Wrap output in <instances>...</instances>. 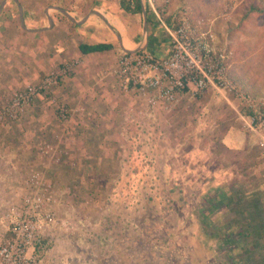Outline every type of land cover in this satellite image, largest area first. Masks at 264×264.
<instances>
[{
  "label": "rangeland",
  "instance_id": "1",
  "mask_svg": "<svg viewBox=\"0 0 264 264\" xmlns=\"http://www.w3.org/2000/svg\"><path fill=\"white\" fill-rule=\"evenodd\" d=\"M176 2L187 3L176 20L192 5L212 18L217 46L231 53L228 78L236 90L188 94L161 112L118 85L108 110L97 95H81L72 81L80 61L51 64L54 56L21 31L17 18L8 30L16 6L6 8L0 17V242L9 234L11 207L20 209L29 195L26 181L37 174L51 184L56 219L37 252L39 264L53 243L66 257L59 264H243L253 256L244 251L252 250L254 237L239 226L249 214L244 208L251 211L248 205L264 191V151L251 131L262 162L236 163L230 152L221 154L219 141L227 129L242 127L247 111L264 118V0ZM115 67L109 71L114 85ZM62 69L50 90L14 117L3 114L16 94ZM97 110L110 116L94 115ZM222 169L228 171L219 179ZM221 226L223 238L237 245L221 247Z\"/></svg>",
  "mask_w": 264,
  "mask_h": 264
},
{
  "label": "built area",
  "instance_id": "2",
  "mask_svg": "<svg viewBox=\"0 0 264 264\" xmlns=\"http://www.w3.org/2000/svg\"><path fill=\"white\" fill-rule=\"evenodd\" d=\"M139 1L142 8L147 5L157 17L167 38V53L157 56L143 46H139L135 51L122 52L113 71L120 88L134 91L154 112L174 107L181 97L188 94L202 95L210 89L219 92L236 90L228 78L231 53L226 47L217 46L212 22L207 21L208 24L203 19L195 23L189 22L184 12L182 18L176 20L174 17L168 23L161 19L154 0ZM64 73L63 69L61 72H51L39 84L28 86L16 94L3 114L14 117L19 109L29 106L41 92L50 90L58 77ZM241 98L250 107L253 106V101L248 95L243 94ZM61 116L64 118L62 111ZM241 118L242 127H250L264 151V118L246 114ZM43 147L46 151L50 145L45 143ZM26 184L29 195L20 209L11 207L8 214L11 226L9 235L3 237L0 242V264H39L37 251L45 237L49 236L48 228L56 222L50 211V182L35 174L27 179ZM60 224L66 226L67 223L60 221Z\"/></svg>",
  "mask_w": 264,
  "mask_h": 264
},
{
  "label": "crops",
  "instance_id": "3",
  "mask_svg": "<svg viewBox=\"0 0 264 264\" xmlns=\"http://www.w3.org/2000/svg\"><path fill=\"white\" fill-rule=\"evenodd\" d=\"M161 1L157 0L156 5ZM2 2H4V6L0 13L1 18V15L5 14L6 8H11L10 4L16 6L15 13L13 8L10 9L12 18L10 17L8 30L14 27L16 24L14 18H17L21 31L36 36L35 42L42 41L45 52L49 50V56H54V58L51 57L53 60L50 58L51 64L54 60L63 61L73 57L80 61L72 78V81L74 80L79 87L77 91L83 96H87L88 92L90 95H97L96 102L99 103V106H104L103 108L106 110L111 108L109 101L111 95L116 94L115 92L119 90L117 81L113 79L115 85L112 83L109 71L117 65L122 52L135 51L139 46H143L157 56H164L167 53L166 35L162 31L157 17L147 5L142 8L141 13L131 14L121 9L119 0H27V2L26 0H2ZM188 2L190 3V1ZM182 3H174V0H171L170 6L167 7L164 4L167 7L164 16L169 17V21H172L179 12L181 13V9L186 7ZM192 9L190 6L188 10L183 9L189 22L195 23L201 19L205 22H212V18L205 14V10H200L199 5L197 7L192 5ZM28 13L30 14L29 23L33 26L27 22ZM164 16L160 14L162 20H165ZM177 19L179 18L177 17ZM209 22L207 23L209 24ZM93 43L110 44L111 49L91 54L80 52L81 44ZM66 85H70V83ZM93 114L110 116L108 112L105 111L103 114L98 110L93 111ZM219 144L221 145L219 146L221 154L226 155L225 152H230V156L237 159L234 161L236 163L239 161L243 164L252 163L251 160L255 159H259V163L262 162L258 147L255 148L257 144L251 134L250 127L227 129ZM251 147H254V155L251 154ZM248 152H250V158H246ZM227 171L222 169L219 179H224ZM222 173L224 176H221ZM261 196H264V191H261ZM262 208L264 209V204H262ZM62 229L67 231V224ZM222 235L223 233L220 232L219 236ZM212 237L215 238V236ZM252 241L255 243L256 239ZM258 241L260 245H264V238ZM59 250L57 244L53 243L44 255V264H59L62 259L66 261V257H60L58 254ZM254 256L260 257L259 252Z\"/></svg>",
  "mask_w": 264,
  "mask_h": 264
},
{
  "label": "trees",
  "instance_id": "4",
  "mask_svg": "<svg viewBox=\"0 0 264 264\" xmlns=\"http://www.w3.org/2000/svg\"><path fill=\"white\" fill-rule=\"evenodd\" d=\"M119 5L121 7V9H123L125 12L127 13H131V14H136V13H141L142 11V5L140 3L139 0H132V1H125V0H119ZM166 6L163 5H158L157 6V10L159 11V13L161 15L164 14ZM250 9L253 10H257V8L255 6H251ZM166 22L170 23L169 21V17L164 18ZM111 49V45L110 44H103V43H93V44H81L79 46V50L82 54H91V53H101L104 51H108ZM248 116H254L255 114L249 110L245 113ZM246 197V194L243 196ZM239 198V196H238ZM230 200V199H229ZM246 202V201H245ZM245 202H243V205L246 207ZM239 203V202H238ZM247 203V202H246ZM239 205L240 209H239V214L241 215L242 218L243 214H244V209L245 211H248L247 213V217H246V221L243 224H240V227H243L244 230L247 231L246 234L249 235H253L254 239H256L255 243H252V250L250 249H245L244 254L245 255H252L253 256H246V260L243 261V264H264V257L263 258H259V257H255V251L259 250V248L262 250L260 254H264V245H260L259 241L261 238H264V209L262 208V202L260 201V197L255 196L252 199V203L249 206V208H251L252 210H247L246 208L243 209L244 206H242V200L240 201ZM222 229H224L223 226L221 227H217V231H219L218 233L222 232ZM231 229V227L229 228ZM227 232V231H226ZM245 234V235H246ZM243 236V234H241ZM229 240V241H228ZM227 241L225 240V238L220 239V245L221 247H225L226 244L228 245H237V240H232L231 238L228 239ZM45 241H42V246L41 248L45 245ZM233 247V246H231ZM38 252V251H37ZM258 259L261 261L260 263L258 262Z\"/></svg>",
  "mask_w": 264,
  "mask_h": 264
},
{
  "label": "water",
  "instance_id": "5",
  "mask_svg": "<svg viewBox=\"0 0 264 264\" xmlns=\"http://www.w3.org/2000/svg\"><path fill=\"white\" fill-rule=\"evenodd\" d=\"M3 6H4V2H2V4H0V13H1Z\"/></svg>",
  "mask_w": 264,
  "mask_h": 264
}]
</instances>
